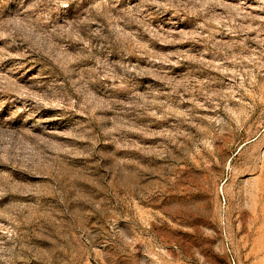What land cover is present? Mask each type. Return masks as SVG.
Wrapping results in <instances>:
<instances>
[{"label": "rangeland", "instance_id": "1", "mask_svg": "<svg viewBox=\"0 0 264 264\" xmlns=\"http://www.w3.org/2000/svg\"><path fill=\"white\" fill-rule=\"evenodd\" d=\"M0 264H264V0H0Z\"/></svg>", "mask_w": 264, "mask_h": 264}]
</instances>
